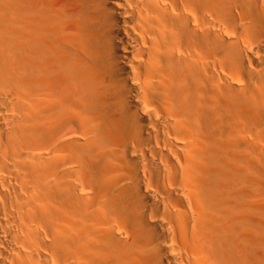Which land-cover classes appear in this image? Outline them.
<instances>
[{"label":"bare ground","instance_id":"obj_1","mask_svg":"<svg viewBox=\"0 0 264 264\" xmlns=\"http://www.w3.org/2000/svg\"><path fill=\"white\" fill-rule=\"evenodd\" d=\"M0 264H264V0H0Z\"/></svg>","mask_w":264,"mask_h":264}]
</instances>
